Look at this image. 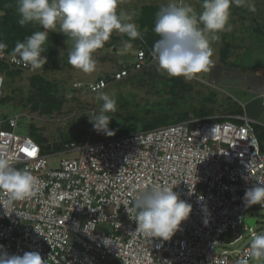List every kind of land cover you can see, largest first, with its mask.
<instances>
[{
    "label": "built area",
    "instance_id": "1",
    "mask_svg": "<svg viewBox=\"0 0 264 264\" xmlns=\"http://www.w3.org/2000/svg\"><path fill=\"white\" fill-rule=\"evenodd\" d=\"M151 52L136 50L132 69L117 71L114 80L154 62ZM0 59L24 66L3 50ZM109 83L100 78L87 86L100 93ZM3 84L0 75V97ZM21 116L0 118V157L36 177L35 195L5 210L0 206V245L10 255L36 251L45 264H238L250 253L254 235L263 233L257 220L251 225L246 217L251 208L264 206L243 201L246 189L264 180L257 120L247 114L71 141L56 153L76 156L61 158L56 168L34 138L16 132ZM156 186L172 188L193 209L168 241L135 232L134 216L126 211ZM228 234L232 248L219 251ZM254 261L249 264H264V258Z\"/></svg>",
    "mask_w": 264,
    "mask_h": 264
},
{
    "label": "clouds",
    "instance_id": "2",
    "mask_svg": "<svg viewBox=\"0 0 264 264\" xmlns=\"http://www.w3.org/2000/svg\"><path fill=\"white\" fill-rule=\"evenodd\" d=\"M120 0H18V24L24 26L37 22L44 31H35L23 42H17L12 57L15 63L38 69L47 63L44 44L48 31H55L59 22L60 33L73 39L74 44L68 55V63L83 73L96 71L97 61L93 53L104 47L115 31L126 34L134 40L141 36L139 26L132 22V16L118 12ZM246 0H203V11L197 14L188 4L170 2L156 13L154 32L158 39L154 42L151 55L157 62L158 71L169 77H183L186 81L200 79L201 73L209 71L214 63L211 42L219 39V32L231 30L230 8L241 7ZM250 11L255 5L248 3ZM125 41V48H131ZM7 45L0 42V50ZM97 100L103 103L99 113L89 117V122L97 133L115 135L110 130L112 120L106 113L116 111V100L107 93L100 92ZM248 179V177L246 178ZM36 177L27 169H17L9 159L0 157V192L5 196L0 202L12 207L15 202L35 195ZM198 199L203 200V197ZM243 201L245 206H264V180L257 181L246 189ZM192 205L181 199L170 187L156 186L138 195L131 209L137 224L135 232L162 241L170 240L186 221ZM13 213V212H12ZM10 215V214H9ZM208 223L207 220L204 221ZM251 251L238 264H249V260L264 258V233L254 235ZM0 264H45L39 252L29 251L23 255H10L0 245Z\"/></svg>",
    "mask_w": 264,
    "mask_h": 264
},
{
    "label": "rangeland",
    "instance_id": "3",
    "mask_svg": "<svg viewBox=\"0 0 264 264\" xmlns=\"http://www.w3.org/2000/svg\"><path fill=\"white\" fill-rule=\"evenodd\" d=\"M162 1L164 0H120L117 11L120 12L122 10L125 13L130 14L132 16V22L136 23L139 26V31L141 30L140 33H143L144 29H140L142 26V21H140V19L144 5L147 3L159 4ZM172 2H176V0H172ZM182 2L183 4H188L192 6V0H186V3L185 0H181L179 1V4L183 5ZM248 3H252L255 5V15L256 13H258L257 15H259V13L264 15V0H246V4L243 7L241 6L243 11L246 10V13L250 12L247 7ZM202 4L203 3L199 2L198 5L196 4L194 6L199 7V9H202ZM233 6H231V8ZM236 11L239 12L238 10ZM59 31V22H57V27L55 31H52L51 33L50 43H59V59L62 63L66 60V66H62L60 64L61 67L54 68L53 70L48 69L46 71H44L45 67H40V71L42 74H48L51 76L52 79H64L62 80L64 82V94L62 95L65 97L66 102L62 103L61 110L57 111L59 113L55 112L52 116L41 115L37 112L33 113L29 106L23 107L22 105L18 104L17 101H19L20 99L26 100L28 98V95L30 94V84L27 77L18 78L10 86L11 88L13 87V89L8 88L7 91L5 90L3 94V96L11 95L14 98L10 102L12 105L14 104L15 107H13L12 109L15 111L10 110L8 114L10 113V116L16 115L18 113L22 115L18 119V126L16 128V132L20 135H29L32 138H34V136L45 138V142L48 143L50 147V167L56 168L59 165L60 159L63 157L76 156L75 152L61 154L56 153V151L52 147V144L54 142L61 141V139L66 137L67 134L74 135L73 133L74 131H76L77 136H82V138L84 139L90 138V140L92 141L105 140L120 136V130L117 127V122L116 118L114 117V114L117 111H123V107L119 106L120 102L123 99H130L131 104H133V107H137V109L141 111L145 108H150L152 106V103H154L155 101L161 100L160 98L162 96L160 95L164 96V101L169 98L168 103H170L171 101L174 102L175 97H177L178 104L174 108H172L171 114H190V119H195L203 116L218 117L230 111H233L238 107L237 91L231 86L227 85L229 84V82L234 85L238 84V82H235V78H237V70L230 69V67L227 66L222 67V63H220V61L218 60V55L220 52L217 46L221 45L223 36L221 32H219L217 34L219 35V39L211 42V47L213 49L212 59L214 63L210 66L208 72L200 74V79H193L191 81L185 80L191 88L182 90V96H180L179 94L175 95L173 90L171 92H168L169 89L167 88L166 84L169 83L167 82L156 85L154 80H148L147 83L141 84L137 83L136 80L131 82L129 81V79H109V85L101 92L109 94L116 100V111L106 113V115H108L112 119L110 121L109 128L110 130L114 131L115 135L107 136L103 133H97L93 129V125L89 121L85 125H79L78 119L81 115H87L91 117L93 114H98L99 107L103 102L97 100L98 93H92L84 88H79L78 90H75L73 88V85L77 86V84L81 85L86 82H91L92 80L94 81L100 76H105L109 72L118 70L119 66H129L130 69H132V60L133 55L135 53V47L125 48V46L113 43L109 49V47H106L107 43H105L103 50H97L95 53H93V58L97 61L96 71L90 74H86L83 73L81 70L74 68L68 63V55L70 50L72 49L74 41L72 38L66 37L63 33H60ZM110 41L111 39H109V42ZM250 43L253 44L251 41ZM216 49L218 50L217 52L215 51ZM252 50L253 48L250 47L251 52L250 54L248 53L249 55H247L251 60V57L253 55L259 54V52H254ZM97 52L102 54H114L113 62L111 61V59H109V61L108 59H103L102 61H100L99 59L97 60L95 58L97 55H94L97 54ZM247 61L249 60H246V62L244 60L246 64L248 63ZM219 69L223 70V72H226V75L230 74L228 75V77H224L222 84L218 83L221 82V78H223L218 75ZM153 71L159 73L158 77H155V79H167V75L165 72L158 71V66L155 67ZM115 73H117V71H115ZM132 74H135V72ZM231 75H234L233 78H230ZM161 105L163 106L161 107V111L164 110L170 113V107L166 103ZM153 108L155 107L153 106ZM3 111L7 113V108L0 104V117L3 116ZM169 117L170 116L164 119L163 124H170L172 122L170 121L171 118ZM32 123L35 124L34 127L36 126L35 130L32 127ZM17 144L18 143H16L15 147L17 146ZM249 216H253L258 221L257 227L260 226V230H262L264 233V211L260 207L251 208L248 211L246 218H248ZM248 234L249 232L247 231L245 233V240H247ZM229 236V234L226 235L224 240L225 244L220 245L218 247L219 251H222L225 248H232V246L227 245L231 238ZM244 241L238 244L237 247H241L244 244ZM254 262L258 261L255 260Z\"/></svg>",
    "mask_w": 264,
    "mask_h": 264
},
{
    "label": "trees",
    "instance_id": "4",
    "mask_svg": "<svg viewBox=\"0 0 264 264\" xmlns=\"http://www.w3.org/2000/svg\"><path fill=\"white\" fill-rule=\"evenodd\" d=\"M161 2L159 4H145L142 9L141 19L142 26L140 29H144L143 33L141 32V36L132 40L129 37H127L126 34H120L118 32H113L110 36L111 41H107L106 47L112 46L113 43H117L119 45L125 46V41H129L131 43V47H135L134 52L139 49H145L149 50L153 48L154 42L158 39L157 35L154 32V23L156 18V13L160 10L161 7H163ZM18 8V0H0V42H3L7 45L5 49H2L6 53L12 55L13 49L16 45V43L23 42L26 37L30 36L35 31H44L42 27L37 22H29L25 24L24 26H20L18 24V20L21 18L17 11ZM141 31V30H140ZM52 31H48V39L46 40L44 47L46 49V53H43L42 55H45L47 57V63L43 65L44 71L54 68H58L62 66H66V60L62 63L59 59V43H50V36ZM147 36V37H146ZM146 41V42H145ZM103 48L98 49V51L103 50ZM130 50V49H129ZM117 51V50H116ZM115 51V53H116ZM110 54V55H108ZM99 53L97 52V55L95 58L100 61L103 59H111L113 62V55L112 53ZM107 55V56H106ZM135 55V53H134ZM133 55V58H134ZM61 64V65H60ZM157 62H151L147 66H145L143 69L138 71H133L129 73L127 76L123 77L122 79L128 80L133 82L134 80L137 81V83H147L148 80H154V82L157 84H161L164 82H167L169 84L167 85V88L169 89L168 92L174 91L175 95L179 94L181 95L182 90L184 89H190V85L186 83L185 79L183 77H169L166 73V80L161 79H155V77H158L159 73L153 71L155 67H157ZM125 66H119L118 70L120 71ZM115 71L107 73L105 76H100V78H104L107 80L115 79ZM135 74H132L134 73ZM52 74V73H51ZM140 74V75H139ZM0 75L4 77V84L3 89L4 91L8 88H11V84L16 81L18 78L21 77H27L29 84H30V94L28 95V98L26 100L20 99L18 104L24 106H29L31 108V111L33 113H38L41 115H48L52 116L55 112L61 110L62 103L66 102L65 97L62 95L64 94V82L62 78H51L50 75H44L41 73L40 68L38 69H32L31 67H24V66H15L8 62L7 60H1L0 59ZM139 75V76H137ZM50 76V77H49ZM96 79V80H98ZM94 80V81H96ZM121 80V79H120ZM62 81V82H61ZM93 82V80L91 81ZM87 83L79 84L77 86L73 85V88L75 90H78L79 88H84L89 90L90 92L94 93L89 89L87 86ZM162 96L159 101H155L152 103V106L150 108H145L144 110H138L137 107H133V104H131L130 99H123L120 102L121 107H123V111H117L114 114V117L116 118L117 127L120 130V135L130 134L136 131L140 130H147L150 128H155L158 126H163L166 124H163L164 119H166L168 116L171 118V123H177L181 121H185L190 119V114L186 115H172V108H174L178 104V99L175 97V101H171L168 103V99L166 101L163 100L164 96ZM179 96V97H180ZM14 98L11 95H5L0 97V104L5 106L7 108V113L3 111V116L0 118H6L9 117L10 113L8 112L10 110H13L12 108L15 107L14 104L12 105L10 101H12ZM75 99V98H73ZM167 104L170 107V113L168 111H161V107H163L161 104ZM153 106L155 108H153ZM59 113V112H57ZM163 118V119H162ZM200 118V117H198ZM89 121V117L87 115H81L78 119L79 125H85ZM170 123V124H171ZM34 123H32V127H34ZM74 135L67 134L66 137L61 139V141L54 142L52 144V147L56 152H60L63 150L66 143L71 141H76L77 143H82L86 139L82 138V136H77L76 131L73 133ZM34 139L41 145L42 152L44 154H50L49 152V145L46 143L45 138H41L39 136H34Z\"/></svg>",
    "mask_w": 264,
    "mask_h": 264
},
{
    "label": "crops",
    "instance_id": "5",
    "mask_svg": "<svg viewBox=\"0 0 264 264\" xmlns=\"http://www.w3.org/2000/svg\"><path fill=\"white\" fill-rule=\"evenodd\" d=\"M168 1L164 0L161 3L166 6L170 2ZM179 1L181 0H176V3L179 4ZM199 2L203 3V0H192V7L196 4L198 5ZM242 7L234 5L230 8L229 24L231 30L221 32L223 35L221 45L217 46L220 52H218V60L222 63V67L227 66L230 69L237 70V78H234L238 84L234 85L229 82L227 85L237 91L238 107L223 115L247 114L256 119L254 130L261 149L264 151V15L261 13L259 15L256 13L255 15L252 11L246 13V10L243 11ZM193 9L197 14L203 11V8L199 9V7L195 6ZM250 47L253 48L252 51L259 52L258 55L250 56L252 60L247 56L251 52ZM215 51L217 52L218 50L216 49ZM244 60L245 62L246 60L249 61L246 64ZM218 72V75L223 77L221 82L218 83L222 84L224 77H228L230 74L226 75V72L220 69ZM233 76L231 75L230 78H233Z\"/></svg>",
    "mask_w": 264,
    "mask_h": 264
},
{
    "label": "water",
    "instance_id": "6",
    "mask_svg": "<svg viewBox=\"0 0 264 264\" xmlns=\"http://www.w3.org/2000/svg\"><path fill=\"white\" fill-rule=\"evenodd\" d=\"M247 222H248L249 224L253 225V224H255L256 219H254V218H252V217H249V218H247Z\"/></svg>",
    "mask_w": 264,
    "mask_h": 264
},
{
    "label": "snow or ice",
    "instance_id": "7",
    "mask_svg": "<svg viewBox=\"0 0 264 264\" xmlns=\"http://www.w3.org/2000/svg\"><path fill=\"white\" fill-rule=\"evenodd\" d=\"M32 153H29V155H31Z\"/></svg>",
    "mask_w": 264,
    "mask_h": 264
}]
</instances>
